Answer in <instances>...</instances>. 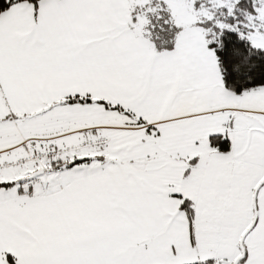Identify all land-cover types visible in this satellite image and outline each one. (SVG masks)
<instances>
[{
	"label": "snow or ice",
	"instance_id": "snow-or-ice-1",
	"mask_svg": "<svg viewBox=\"0 0 264 264\" xmlns=\"http://www.w3.org/2000/svg\"><path fill=\"white\" fill-rule=\"evenodd\" d=\"M0 264H264V0H0Z\"/></svg>",
	"mask_w": 264,
	"mask_h": 264
}]
</instances>
